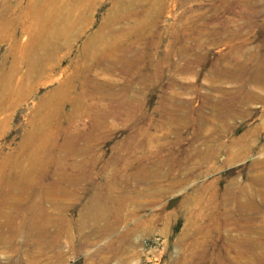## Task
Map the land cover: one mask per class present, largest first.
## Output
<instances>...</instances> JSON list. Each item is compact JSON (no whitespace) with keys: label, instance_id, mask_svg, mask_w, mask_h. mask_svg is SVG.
<instances>
[{"label":"rangeland","instance_id":"374dc122","mask_svg":"<svg viewBox=\"0 0 264 264\" xmlns=\"http://www.w3.org/2000/svg\"><path fill=\"white\" fill-rule=\"evenodd\" d=\"M263 175L264 0H0V264H264Z\"/></svg>","mask_w":264,"mask_h":264},{"label":"bare ground","instance_id":"6f19581e","mask_svg":"<svg viewBox=\"0 0 264 264\" xmlns=\"http://www.w3.org/2000/svg\"><path fill=\"white\" fill-rule=\"evenodd\" d=\"M259 63L261 64V62H259ZM241 70H242V69H241ZM260 71H261V73H260V76H261V75H263V72H262L263 70L261 69ZM228 72L231 73V71H225V73H228ZM237 72H238V71H237ZM229 73H228V74H229ZM232 73H233V72H232ZM263 176H264V175H263ZM255 181H256V180H255ZM257 181H258V180H257ZM249 194H250V193H249ZM246 196H247V195H246ZM251 196H252V195H250V198H251ZM250 198H249V199H250ZM251 202H252V201H251ZM41 211H42V210H41ZM239 211H241V210H239ZM243 213H244V212H243ZM35 222H36V221H35ZM0 239H1V238H0ZM1 241H2V240H1ZM4 243L7 244L6 242H4ZM1 244H2V243H1Z\"/></svg>","mask_w":264,"mask_h":264}]
</instances>
